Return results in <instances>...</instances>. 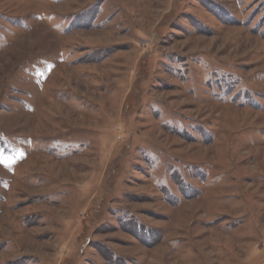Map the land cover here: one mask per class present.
<instances>
[{"label":"rangeland","instance_id":"obj_1","mask_svg":"<svg viewBox=\"0 0 264 264\" xmlns=\"http://www.w3.org/2000/svg\"><path fill=\"white\" fill-rule=\"evenodd\" d=\"M0 264H264V0H0Z\"/></svg>","mask_w":264,"mask_h":264}]
</instances>
